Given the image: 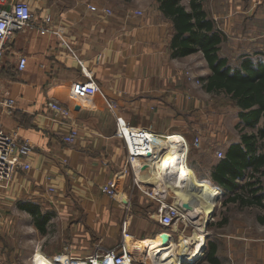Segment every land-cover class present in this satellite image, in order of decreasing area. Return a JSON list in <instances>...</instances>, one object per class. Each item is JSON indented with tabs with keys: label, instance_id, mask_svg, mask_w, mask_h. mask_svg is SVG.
I'll list each match as a JSON object with an SVG mask.
<instances>
[{
	"label": "crops",
	"instance_id": "1",
	"mask_svg": "<svg viewBox=\"0 0 264 264\" xmlns=\"http://www.w3.org/2000/svg\"><path fill=\"white\" fill-rule=\"evenodd\" d=\"M22 1L30 4L37 25L44 23L43 26H47L48 30L43 32L40 27L29 28L16 35L11 42L12 53L0 65V96L13 98L16 103L13 108L0 111V120L8 133L22 140L27 139L33 146L28 158L31 168L17 170L8 181L0 185V206L9 207L14 204L16 211L28 213L17 208L18 203H38L43 211L52 214L46 233L41 234L50 235L56 224L62 242L64 239L67 242L64 250L71 253L75 251H70L75 243L70 244L69 238H79L84 242L90 233L88 228L93 227L94 222H99L97 218L105 217V211L111 208L114 212L112 222L115 224L118 225L128 215L130 223L136 222L134 226L143 224V236L154 233L151 238L133 239L136 243L158 239L163 233L170 236L168 232L157 233L156 227L164 226L150 216L149 211L154 204L148 197L145 201L147 205L142 203V199L132 201L133 196L129 202L122 204L103 195L100 190L113 180H117V187L121 188L119 182L124 177L123 159H126L125 143L116 135L117 119L108 102L115 101L120 105L118 97L136 95H142L145 101L144 97L149 99L159 94L163 80H172L170 77L165 78V72H158L159 64L179 59H171L170 56L174 34L172 21L163 15L157 0L152 7L141 2V12L129 6L118 10L114 8L113 0ZM207 1L204 7L209 13L206 9ZM231 1L237 2V11L231 10ZM88 4L97 6L99 10L91 11ZM222 6L223 12L211 16L225 36L221 47L228 43L236 22L238 27L243 25L241 17L248 19L246 27L242 26L248 32L247 25L261 19L264 14V0H226ZM249 15L253 17L249 19ZM46 17H51L50 24L45 23ZM260 29L253 31L256 37L249 39L246 36L244 44L240 46L264 48V32ZM56 31L61 32L60 36ZM159 52L161 55H157ZM19 53L27 58L24 71L17 69L16 55ZM252 60L255 63L264 62V56ZM85 73L92 75L99 87V93L92 99L91 106L81 102L79 105L70 96V84L88 80ZM208 74L205 72L201 76ZM53 100L71 106V115L64 119L55 116L50 108ZM152 104L149 107L163 111L159 100ZM171 109L176 110L175 107ZM262 122L264 120L260 126ZM72 128L78 131V137L75 142L66 143L64 135ZM239 141L240 134L234 142ZM217 190L223 194L224 199L232 194L220 188ZM246 209L257 210L258 214L254 216L253 225L245 224L242 218V221H238L243 227L238 231V239L246 240L251 236L254 241L251 247L253 251L245 245L237 249V254L240 262L245 264L244 258L247 255L251 258L250 264H264L263 225L258 220L263 212L252 207ZM1 215L0 212L1 224L9 222L6 216ZM106 217L105 220L111 222L109 218L112 215L109 212ZM134 226L130 237L138 239ZM99 230L100 235L101 228ZM116 231L114 227L110 230L112 233ZM93 252L83 250L80 254L90 255ZM76 253L79 255V251ZM148 259L150 261V255ZM59 260L64 262L66 258ZM157 261H154L155 264Z\"/></svg>",
	"mask_w": 264,
	"mask_h": 264
},
{
	"label": "rangeland",
	"instance_id": "2",
	"mask_svg": "<svg viewBox=\"0 0 264 264\" xmlns=\"http://www.w3.org/2000/svg\"><path fill=\"white\" fill-rule=\"evenodd\" d=\"M155 1L156 0H113V3L114 8L118 10L129 6L138 8L137 11L140 10L139 12H141L143 11V7H140L142 3L146 4L145 6L152 7ZM182 2L186 5L188 4V0H182ZM225 2L226 0H208L206 9L209 11V16L211 17L212 14L214 16L219 12H223L222 5ZM230 4L231 10L237 11V2L231 1ZM248 17L251 19L253 16L251 17V15H249ZM241 19L243 23L242 26L246 27L245 23L248 19H245V16L241 17ZM242 26L238 27V22H236L233 34L228 39V43L221 47L220 51L222 56L228 58L232 67L239 66L245 59H259L261 56H264L263 47L247 48L245 46H240L244 44L243 40L246 36H248L249 39L256 37V33H253V31L260 29L262 33L264 32V14L261 19H257L253 23L251 21L247 25L249 27L248 32L244 30V28L242 29ZM157 55H161V53L159 52ZM172 60L173 61L165 62L164 64H159L160 70L158 72H165V78L170 77L172 80H163L162 89L159 90L158 95L151 96L149 99L148 97H144L145 101H143L142 95L130 97L120 96L118 97V103L120 105L115 101H112V103L117 105L118 115L125 121L130 122L133 126H145L157 132L162 131L183 134L187 137L190 144H192V140L200 136L202 145L199 148L190 146L188 153V164L192 167L197 178L194 176L189 166L183 164V168L193 174L195 184L196 180H199V184L209 182L212 189L217 191L219 188L210 181V176L215 165L225 156L218 158V151H226L231 143L239 139V128L237 127L239 122V110L235 106V103L225 94L213 95L208 94L204 90L200 78L205 72L210 73V71L208 70L201 52L194 53L186 59L179 58L178 60ZM179 90H181V92ZM158 100L162 103V107L164 108L163 111H158L157 108H153L152 106L149 107L153 105L152 103H157ZM148 102H150V105ZM112 103L108 102L111 112H113L111 109ZM173 107L176 108L175 111L171 109ZM114 115L117 119L115 113ZM262 125H264V122H262ZM178 134L173 135V137L180 136ZM124 159L122 170L124 177L120 179L121 181L119 183L121 188H118L117 194H114V191L111 189V184L114 183V180L104 186L100 191L103 195L119 201L122 204L129 202L133 196L132 201H139L142 199V203L147 205V203H145L146 197H148V199L150 198L145 192L148 191V188L136 184L133 186V175L126 169ZM147 187L153 188L152 185ZM193 187L196 186L193 185ZM201 189L205 191L204 188ZM132 192L133 194H131ZM211 192L212 196L205 193L206 199L210 201L213 208L215 207L211 218H209L208 225H201V221L203 222L202 219L199 221L193 220V222H191L183 214L184 217L180 218V220L175 219V223L172 227H161L159 225L156 227L157 233L168 232L171 239L167 252L168 258L164 259V257L161 256V259L155 258L152 263L158 259L156 264H180L177 262L181 261L178 258L181 240L192 236L203 235L204 251L201 257L189 260L192 264H210L206 259V255L210 250L211 242L215 243L218 247L217 255L220 257V264H245L243 261L240 262L237 249L239 247L243 248V246L246 245L247 249L250 248V251H253L251 247L254 245V241L252 240L253 238L248 235L246 240L238 239V231L239 229H243L238 221L242 218L245 224L253 225L254 216L257 215L258 212L257 210L241 208L237 204L223 205V201L225 200L223 194H219L220 196L217 198L212 190ZM172 196V194L167 195L168 203L173 201ZM151 202L154 204V207L150 208L149 212L151 213L150 216L155 218L157 202L155 199ZM111 209H107L105 211V217L103 215L101 218H97L99 222H94L93 227L88 228L90 235L88 234V239H85L84 242L79 238L74 237L72 240L69 238L70 244L75 243V247L72 246L70 249V251H75L71 253L64 250V246L67 242L65 239L62 242L60 234L56 230L58 227L56 224L54 228L51 229L52 233L45 236L33 228L32 215L16 211L14 204L9 207L0 206L1 216H6V219H9V222H3L4 224H1L2 222L0 223V264H58L60 258H65L63 257L64 255L72 256L76 259L83 258L89 255L88 253L86 255L80 254L83 250L93 252L97 248L103 247V245L114 247L120 245V251H122L124 247H129L128 243L125 241V235L122 232L123 221H120L118 225L112 222L114 212ZM108 212L112 215V217L109 218L111 222L105 220L107 219L106 215ZM224 218L228 219V223L220 224ZM133 223L132 221V223H130L131 225L129 224L127 231L129 235L133 234L132 227L134 224L136 225V222ZM261 225H263L261 227V232L263 231L262 233H264V224L261 223ZM113 227L117 229L114 233L110 232ZM100 228L101 233L99 235ZM134 228L137 234L136 236L138 237V239H136L132 236L135 240H142L154 236V233H150V235L146 234L145 236L141 234V230L145 228L143 224H137ZM98 238H102V240L100 239L99 241ZM194 241L195 240H193L192 243ZM77 251H79V255L76 253ZM244 259L246 260V264L247 262L249 264L252 263L249 255ZM70 261L68 262L69 264L72 263Z\"/></svg>",
	"mask_w": 264,
	"mask_h": 264
},
{
	"label": "trees",
	"instance_id": "3",
	"mask_svg": "<svg viewBox=\"0 0 264 264\" xmlns=\"http://www.w3.org/2000/svg\"><path fill=\"white\" fill-rule=\"evenodd\" d=\"M205 1L188 0V5H184L182 0H157L159 9L174 27L171 58L201 52L210 71L201 78L203 88L213 95L225 94L239 109L240 141L228 146L224 158L214 167L211 181L224 192H232L223 205L236 203L241 208H257L263 212L258 220L264 223V125L260 126L264 120V62L255 63L249 58L239 66H231L228 58L220 54L225 36L205 10ZM193 174L185 170L184 178L195 186L201 185L198 187L204 188L211 196V190L216 197L221 194L208 182L199 184L196 180V185ZM17 207L32 215L33 226L38 232L46 233L52 217L50 212L43 211L38 203L31 201H21ZM227 221L224 218L220 224ZM217 251V245L211 242L206 255L210 264L221 263Z\"/></svg>",
	"mask_w": 264,
	"mask_h": 264
},
{
	"label": "built area",
	"instance_id": "4",
	"mask_svg": "<svg viewBox=\"0 0 264 264\" xmlns=\"http://www.w3.org/2000/svg\"><path fill=\"white\" fill-rule=\"evenodd\" d=\"M88 8L94 12L99 10L97 6L91 4H88ZM45 20L46 24L51 23V17H46ZM43 24L37 25L36 16L28 2L22 0H0V65L7 55L12 53L11 42L13 43V39L16 35L24 33L29 28L37 27H40L43 32H45L48 29H46L47 26L44 27ZM56 32L60 36L61 32ZM16 58L18 71H24L27 66L26 56L19 53L16 55ZM85 74L88 80L75 81L70 84V96L75 99L76 102H79V105L80 102L92 105V99L99 93V87L93 81L92 75ZM15 104L13 98L4 95L0 96V111L11 109ZM112 104L111 109L117 116L116 135L125 143V167L133 175V186L136 184L148 188V191L144 192L150 199L152 198L151 200L155 199L157 202L155 219L164 227H172L175 223V219L180 220V218L184 217L178 205V194L172 187L165 188L163 181V176H165L164 170L155 171L150 177L144 173L146 165L148 163L155 164L160 162L167 149V147H159L157 149L156 145L153 144V138L155 137L163 141L164 145L166 143L176 145L175 151L179 153V158L181 157L180 155H182V161L184 155V163L187 165L190 146L199 148L202 145L201 137L197 136L191 141L192 144H190L187 137L183 134L180 136L181 140H176L173 138V133H161L149 127L133 126L130 122L125 121L118 115L117 105L115 103ZM50 108L59 119L69 117L72 111L71 106L57 100L52 101ZM77 137L78 131L72 128L64 135L63 139L66 143L71 144L75 142ZM151 146H155L156 148L153 149ZM32 149L33 146L27 139L22 140L19 139L18 136L16 137V135L8 133L0 120V185L8 181L18 169L31 168L28 158ZM224 154V151L220 150L217 156L218 158H222ZM117 185V180L111 184V189L114 191V194H117ZM150 185H152L153 188L147 187ZM170 194L173 195V201L168 203L167 195ZM129 224L130 218L128 215H125L122 222V232L125 238L130 236L127 232ZM144 256V253L136 254L128 247H124V249L120 251V245H118L112 248L99 247L95 252L83 258L76 259L72 256H66V260H71L72 263H75L73 261H80L83 264H94L95 262L107 264L109 260L111 264H149L148 259L145 258L147 255Z\"/></svg>",
	"mask_w": 264,
	"mask_h": 264
},
{
	"label": "bare ground",
	"instance_id": "5",
	"mask_svg": "<svg viewBox=\"0 0 264 264\" xmlns=\"http://www.w3.org/2000/svg\"><path fill=\"white\" fill-rule=\"evenodd\" d=\"M75 100V99H74ZM86 105V104H85ZM94 105V104H93ZM91 106V105H90ZM176 140H181V137H173ZM153 144L156 145L157 149L160 147H167L164 156L162 157L160 162L155 164L148 163L145 168V175H152L155 171L164 170L165 176H163V181L166 187H172L174 191L178 194V205L181 208L182 213L186 216L188 220L193 222V220H203L201 221V225H206L207 220H209V214L213 211L212 204L208 201L205 197V193L207 191L201 189L200 187L196 186L193 187V184L190 183L189 180L184 178L185 169L183 168L184 163V155L182 161V155L179 158V153L175 151L176 145L165 144L163 141H160L157 138H153ZM155 149V146H151ZM186 165V164H185ZM170 185V186H167ZM185 203L189 204L191 207H185ZM195 204V205H194ZM190 208V209H189ZM194 210V212H193ZM188 212V213H187ZM199 225V224H195ZM202 227V226H200ZM204 232V231H203ZM195 240L193 243L192 241ZM125 241L128 243L129 247L132 251L136 254H142L147 257L150 255L151 259L148 263L154 264L152 261L155 258L164 257L167 258V252L169 249L170 244V236L166 233L160 235L158 239L149 240V241H141V242H134L133 238L128 236L125 238ZM194 245V246H193ZM192 246V248H191ZM204 251V236H192L186 239H182L180 242V249L178 251V258L181 260L180 263L183 261H189L190 259H197L201 257ZM63 257L66 258V255ZM70 261V260H69ZM68 260L64 262H58V264H69ZM71 262V261H70ZM76 264H83L80 261H73ZM183 262V263H185ZM194 262V261H193ZM73 263V264H75ZM94 264H101L99 262H95ZM107 264H111L109 260Z\"/></svg>",
	"mask_w": 264,
	"mask_h": 264
},
{
	"label": "water",
	"instance_id": "6",
	"mask_svg": "<svg viewBox=\"0 0 264 264\" xmlns=\"http://www.w3.org/2000/svg\"><path fill=\"white\" fill-rule=\"evenodd\" d=\"M220 195H218L217 196V198L219 197ZM217 198H216V200H217ZM185 207H191L189 204H186L185 205ZM215 208V207H214ZM214 208H213V210H214ZM212 213H213V211L208 215L209 216V218H211V216H212ZM209 224V220H207V223H206V225H208ZM183 262H185V261H183ZM183 262H181V264H192V262L191 261H186L185 263H183Z\"/></svg>",
	"mask_w": 264,
	"mask_h": 264
}]
</instances>
